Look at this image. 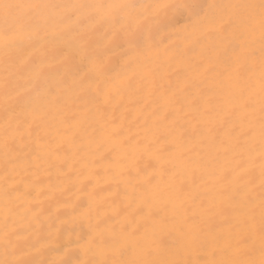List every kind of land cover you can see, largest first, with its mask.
Returning <instances> with one entry per match:
<instances>
[{"label": "bare ground", "instance_id": "6f19581e", "mask_svg": "<svg viewBox=\"0 0 264 264\" xmlns=\"http://www.w3.org/2000/svg\"><path fill=\"white\" fill-rule=\"evenodd\" d=\"M47 2L140 4L155 0ZM178 18L154 36L153 46L145 49L139 60L129 62V56L124 55L128 45L119 38L111 42V33L105 35V29L91 36L87 51L69 34L57 44L68 54L67 58L50 51L38 60L42 71L37 67L18 80L9 102L22 110L32 124V136L25 134L23 139H16L17 167L13 171L9 164L7 170L19 189V199L7 206L3 144L5 67L0 58L2 258L5 215L9 209V227L26 237L27 244L35 242L37 229L45 237L41 243L46 251L36 259L75 260L82 257L66 253L76 247L77 236L86 233L87 221L74 223L73 208L79 215L91 203L93 223L97 219L116 227L128 223L131 231L135 220L142 222L138 209L146 211L152 206L158 210L154 230L169 246L179 238L174 226L178 227L183 208L188 215L196 213L205 220L211 214L205 210L219 208L218 192L231 180L229 170L235 167L231 125L221 124L218 118H202L200 113L209 103L222 100L228 81L221 82L213 73H198V62L214 63L215 57L210 45L193 43L182 27L186 19ZM101 60L107 69L98 74L95 65ZM209 129L213 130L211 134ZM255 162L258 166L259 160ZM258 184L257 167V192ZM162 201L169 207L167 216ZM164 217L166 223L162 222ZM159 222L163 224L162 232ZM216 223L221 225L222 218L218 217ZM64 226L67 229L63 231ZM157 258L170 257L161 252Z\"/></svg>", "mask_w": 264, "mask_h": 264}, {"label": "snow or ice", "instance_id": "6c2138e0", "mask_svg": "<svg viewBox=\"0 0 264 264\" xmlns=\"http://www.w3.org/2000/svg\"><path fill=\"white\" fill-rule=\"evenodd\" d=\"M177 17L186 19L182 27L193 43L210 45L215 57L214 63L198 62V73H213L221 82L228 81L222 100L209 103L200 113L202 118H218L221 124L231 125L235 167L229 170L231 180L218 192L219 208L205 210L211 213L206 220L196 213L188 215L183 208L179 225L174 226L180 235L171 246L154 230L158 210L152 206L146 211L138 209L143 222H137L131 231L126 225L117 228L106 220L97 219L93 223L91 203L79 215L73 208L74 223L87 221L86 233L78 235L76 247L66 253L82 257L75 260L36 259L35 256L46 251L41 243L45 237L37 229L35 242L27 244L26 237L9 227L12 219L9 209L5 215L0 264H264V0L207 4L195 0L140 4L0 0V58L5 67L6 206L19 199V189L7 170L9 164L13 171L17 167L16 139H23L25 134L32 136V124L22 110L9 102L18 80L41 67L38 60L50 51L67 58L68 54L57 44L69 34L87 51L91 36L105 29V35L111 33V42L119 38L128 45L124 55L129 56V62L139 60L140 54L153 46L154 36L172 26ZM95 68L98 74H103L107 65L101 60ZM212 131L209 129L210 134ZM96 215L99 216L98 208ZM218 217L222 218L219 226ZM162 222L166 223L167 217ZM161 252L168 253L170 258H157Z\"/></svg>", "mask_w": 264, "mask_h": 264}, {"label": "rangeland", "instance_id": "374dc122", "mask_svg": "<svg viewBox=\"0 0 264 264\" xmlns=\"http://www.w3.org/2000/svg\"><path fill=\"white\" fill-rule=\"evenodd\" d=\"M200 3V2H199ZM181 19V18H180ZM178 20H179V18H178ZM100 32H101V30H100ZM72 43V41L71 42H69V44H71ZM23 176H25V175H23ZM20 185H21V187H22V183H20ZM161 203V205H162V208H165V215L167 216L168 214H169V211H168V209H169V207H168V205L166 204V203H164L163 201L162 202H160ZM137 217V216H136ZM135 217V218H136ZM156 218H157V216H156ZM66 221V220H65ZM143 222V221H142ZM134 223H137V221L135 220L134 221ZM151 224V223H150ZM128 223H126V226L128 227ZM163 224L162 223H160L159 222V224H157V226H158V228L160 229V232H162L163 231V229L161 228V226H162ZM120 226H118L117 228H119ZM69 228V227H68ZM150 228H151V226H150ZM65 229H67V226H64V229H63V231L65 230ZM165 234V233H164ZM0 259H3L2 257H1V254H0Z\"/></svg>", "mask_w": 264, "mask_h": 264}]
</instances>
